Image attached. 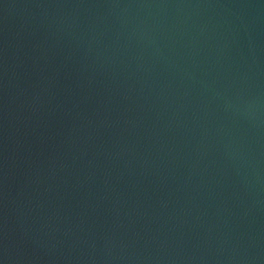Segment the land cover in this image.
<instances>
[{"label": "water", "instance_id": "95a60500", "mask_svg": "<svg viewBox=\"0 0 264 264\" xmlns=\"http://www.w3.org/2000/svg\"><path fill=\"white\" fill-rule=\"evenodd\" d=\"M0 264H264V0H0Z\"/></svg>", "mask_w": 264, "mask_h": 264}]
</instances>
